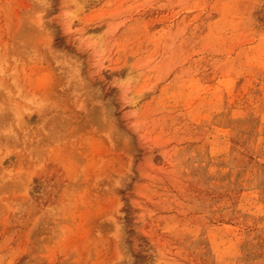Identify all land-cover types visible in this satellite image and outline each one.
Instances as JSON below:
<instances>
[{"label":"rangeland","instance_id":"374dc122","mask_svg":"<svg viewBox=\"0 0 264 264\" xmlns=\"http://www.w3.org/2000/svg\"><path fill=\"white\" fill-rule=\"evenodd\" d=\"M0 264H264V0H0Z\"/></svg>","mask_w":264,"mask_h":264}]
</instances>
